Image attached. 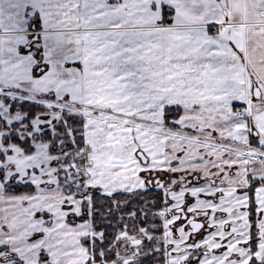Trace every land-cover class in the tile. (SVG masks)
Wrapping results in <instances>:
<instances>
[{"label": "snow or ice", "instance_id": "snow-or-ice-1", "mask_svg": "<svg viewBox=\"0 0 264 264\" xmlns=\"http://www.w3.org/2000/svg\"><path fill=\"white\" fill-rule=\"evenodd\" d=\"M0 264H264V0H0Z\"/></svg>", "mask_w": 264, "mask_h": 264}, {"label": "trees", "instance_id": "trees-1", "mask_svg": "<svg viewBox=\"0 0 264 264\" xmlns=\"http://www.w3.org/2000/svg\"><path fill=\"white\" fill-rule=\"evenodd\" d=\"M152 195H154V194H152ZM152 195H150L149 197H147L148 199H151L152 198Z\"/></svg>", "mask_w": 264, "mask_h": 264}]
</instances>
